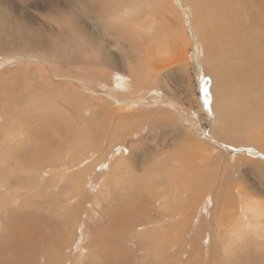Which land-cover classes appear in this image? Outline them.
<instances>
[{"label": "bare ground", "instance_id": "6f19581e", "mask_svg": "<svg viewBox=\"0 0 264 264\" xmlns=\"http://www.w3.org/2000/svg\"><path fill=\"white\" fill-rule=\"evenodd\" d=\"M171 1L172 0H37L35 2L28 0L31 7L38 10L36 13L38 14L37 17L39 19H37L36 14L30 17H26L22 12L16 15L14 13L12 14L9 12V9H5L6 6H2V1L0 0V28L3 29L2 32H6L5 34L0 32V73L2 71L3 74L6 72L8 73L7 75L0 74V104H3V107H0V135L2 137L0 139V196L2 193L4 196H9V199H4L3 202L1 201L0 219L1 216L11 207L9 206V202L14 201L15 203L16 200V196L14 195L15 197L13 199L12 192L7 188L10 187V182L8 181V183H5L3 181L4 174H7L6 166L9 169V178H11L18 170H21L19 172L30 174L27 176L28 178L26 177V180L30 184L29 188H31V190L36 184L42 185L48 174L50 175V179L55 181V184L53 185L59 186L63 183L65 184V182L68 183L69 185L67 186V189L62 187L64 189L62 190L61 195L66 203V200H70L71 197V199L77 197L78 193H81L83 196L86 194V187L87 185H90H86V181L89 179L88 182L92 181V184H94L93 187L98 185L97 189L103 188L104 191L101 196L97 195L98 197L92 200L91 207L94 209V212H97V210L100 211V208H103L102 204L104 202L108 207L110 206L109 201L114 197L113 192L117 187L122 189V192H125V194H123L125 199L127 197V199L131 200L132 196V200L135 201L136 198H139L138 193L142 192V189H139L141 185L143 186L145 183L150 185L153 182L156 186V183L153 181V178L155 179V173L160 181L162 176L167 177V179L171 177V182L178 188V197L176 201L181 200L185 204L182 207V209H184L183 212L181 211V214L177 218L174 217L177 212L170 207V209H172L169 213L171 217L168 220L160 219L163 213L159 211H156L158 213L156 217H150L148 216L150 213H144V218L149 219V221L145 220L146 222L142 223L140 226H145V228L143 227L144 229L157 231L159 235L155 236V234L153 239L154 241L159 240V243L163 248L174 249V255H177L180 251L183 253V250L185 249L184 247L189 238L187 237L188 233L192 230V226L196 220V213L200 206L207 201V198V207L215 208L214 210H208V215L211 213V216L209 217L210 226H212L213 223L212 216L213 218H219L221 209L224 212L221 219L215 224L214 228H212V231L222 244L226 255L230 254L233 258L239 248L247 250L252 243V239L256 243L260 242L264 244V203L261 201L262 199L259 200L249 196L253 193V188H251L252 186L250 187L247 182H244L243 184L242 180H244V178H241L239 170L240 163L235 162L236 165L234 167H232V165L229 166V161L225 160L226 152L220 149L223 143L228 146V149L234 151V155H236L234 157L238 156L239 159L245 158L248 163L250 162L249 164L253 163V165L256 164L261 169H264L263 163H260L257 160H252L247 156H239V154L243 153L249 155L248 152H250L252 154H257L256 156L264 159V153L256 150L260 149L264 151V130L261 129V125L254 126L253 123V114L257 111L255 106L260 96L254 95L253 88L251 87V81H253V77L255 76L243 78L242 73H239L241 71L233 70L235 73L234 75L238 76V84L235 86L238 90H231L225 79L227 75L224 77L221 70L227 61L225 62V58V60L221 59V57L225 56H221L220 54V49L224 53L226 52L223 47L227 43V34H229L228 32H230V30L233 29L235 34L233 36L229 35V43L234 41L235 37L241 36L239 32L240 29H242V32L245 30L247 33H253V26L259 29V24L264 25V21L261 17L264 10L263 1L238 0L237 4H235L234 2L231 3L230 0H175V5ZM217 1L218 3L220 2V5L217 4ZM6 3L7 2H5V4ZM215 4L217 5L213 8V5ZM177 6H179V8H177ZM158 16L165 20L167 19L170 28H165V23L163 21V27L161 28V26H158ZM88 21H93L94 24H88ZM245 21L246 24L244 23ZM248 21L251 23L253 22V25H248ZM90 25L93 26V28L101 26V32L99 31V33L102 35V40L104 39L109 43L117 42L122 45L125 42H129V44H134L136 46L137 43H139L138 38L141 36V32L144 31L143 33L149 35L154 42L156 50L151 51V47L149 51V48L146 47V42L144 43L145 45L142 43L138 44V50L140 49L141 54H143V60H141L144 62L143 65H134L132 63L133 60L128 56V53H131L130 48V52L124 51L126 59L122 66L123 70L120 69L122 72L126 73V75H123V73L119 71V68L115 66L117 65L115 55L113 57L109 51L105 50L107 49L105 47L106 45L103 44L100 37L94 36V33L91 30L88 32L87 27ZM158 27L161 29L159 30ZM220 30H223V32L221 33ZM246 32L245 34L247 35ZM109 35H111V39H109L110 37L107 38ZM221 35L226 36H224L222 40H218V37ZM3 36L11 37L14 42L13 46L2 40ZM253 36L255 35L253 34ZM46 39L50 41V45L54 46L51 52L48 50V47V49L42 50L35 47V45L46 44L48 42L45 43ZM95 42L99 44L98 51L95 50ZM247 43L249 47L256 45V41H253L252 44L251 41L248 40ZM17 44H25V46H15ZM243 44L244 40H242V38L240 45H232L230 43V45L234 47L235 55L238 54L236 47L243 48ZM192 45H195L198 49L200 68L198 76V89L200 96L195 102L197 106H200L201 110L204 111V115L202 114L203 116H206L210 120L212 118L215 128V130L211 129L209 139L202 138L201 135L198 137L197 141L203 147L206 154V161L208 163L205 164H207L206 167L209 169V178H201L197 171L189 173L188 177L197 174V177L201 179L196 183V186L194 185V190H190L188 180L184 178L182 173L183 169H181V165L175 160V157H168V153L166 156L164 151L159 150V154L158 152H154V161L149 162L152 163V166L150 164L149 166L147 165L146 174H148L149 177L146 178V180L143 179V173L138 172L129 164V159L128 162H126V158H132L134 151L131 150V148L124 147L125 142L119 141L111 143L110 145L108 144L106 147L108 148L107 150L110 151V154L104 158V160L98 158V153L104 152L101 150L102 148H100L101 144H103V140L94 139L93 142L92 138L89 139V137L90 134L98 132L101 129V121H96L94 129L90 131L86 126H83L82 128L79 125L76 126L69 118L59 114L60 112H67V110L60 108L59 106H47L42 100L38 99L37 94L32 91L34 83L30 78V72L32 65L35 63L33 67V77L36 79L37 87L51 95L49 100H54L58 97H67L68 93L75 94L80 100L79 104L81 110L78 107H75V110L79 112L83 109L89 112L97 111L96 103L103 101L108 105L109 112L107 116L102 114V117L105 118L107 122L106 129L98 133L101 136H105L106 140H108L113 133L118 131H122V133H125L126 131L129 135L130 131L127 127L134 124L135 121L120 122L118 126L113 128L109 124L108 117L112 120L115 118L120 120L126 116L127 110H135L138 107L147 108L150 104H154L155 101L162 103L165 98L161 100V98L158 97L159 95L156 94L157 90H161V88L156 85L151 87L146 86L153 84L159 78L161 71L165 73V68L170 67L171 69V67L175 66L179 71L182 70L184 74H188L186 70L187 63L189 62L188 59L190 57L188 48ZM135 46H130L132 47V52L134 48L136 49ZM126 47L127 46H123V48ZM102 49L105 54H103V51L101 52ZM136 50L134 52H136ZM246 52L247 50L244 49L241 54L244 55ZM256 53L258 54L260 51ZM132 54L133 53H131V55ZM101 57H104L105 59ZM212 58H214L213 62L211 61ZM25 59H32L27 66L20 63ZM253 59H256L254 54ZM210 61L211 64H209ZM205 64H207L206 67ZM230 65L233 67V64ZM102 67L106 69V72ZM168 71L170 70L168 69ZM105 85L110 89L109 91L99 89V87H105ZM189 87L191 86L189 85ZM205 89L208 90L207 95L205 94ZM214 89L217 93V97L214 95ZM163 94L164 93H162L161 96H164ZM192 94L193 92H190V95ZM206 99L210 101L207 105L205 104ZM247 102L250 103L249 110L245 109ZM252 104L253 110L251 109ZM173 106L177 108L175 104ZM155 109L156 111H154V109H151V111L155 112L156 120H159L160 118L157 117L158 111L160 113V111L164 109L161 105L155 107ZM260 112H262V110ZM165 113L169 114L170 109ZM166 114L163 115V118L167 117ZM247 116L249 118H246ZM34 117H36V121L42 120L41 122L44 124V127L35 129V126L33 125ZM50 117H52L51 119L53 120H57L58 123L62 122L64 124L63 128H65L66 131L70 128H75L77 138L72 137L64 143V147L60 146L62 147L60 148L62 151L59 153H54L56 149H58L56 146H50V143L53 145V141H56V138H54L56 130H51L49 126L46 127L45 122H48ZM64 120L68 122V125ZM27 121L32 124L27 123ZM256 122H258V120ZM262 125L264 127V123H262ZM246 132L248 134L245 136L244 134ZM67 134L69 135L68 131ZM62 137L63 136L58 137L60 142H62ZM31 138L34 139L29 146L24 147V150L29 149V147L34 145H36V147L30 155L25 151L24 152L27 156H32V154H35V156L32 158V161L29 162L27 161L28 157H25L26 154L21 151L22 153L16 157H19L22 161L18 162V159L16 158V165L14 167L10 161L11 153H9V150L12 146H18L17 148L21 150L23 148L22 142L28 141ZM125 152L128 154H125ZM42 153H44L45 160L39 158V155ZM50 154L52 155L49 156ZM235 159L237 160V158ZM196 163L198 164V161ZM210 163H213L214 165H210ZM212 166L215 167V170L217 169V173H214L215 170L211 169ZM98 167H102V172L96 170ZM204 167L205 166L203 165V169ZM229 168L234 169L228 172L227 170ZM34 170H36L38 176L34 174L35 172L33 173ZM258 171H260V169ZM32 173L34 176H32ZM96 173L101 174V179L102 176L105 175L100 183L99 181H95L94 175ZM262 175L264 181V172ZM224 179H229V182L226 183L227 181L225 180L218 190L217 188L220 181H223ZM108 180L109 184L104 188ZM204 184L207 185L206 188L203 187ZM212 186L213 191L211 190ZM214 186L216 187L214 188ZM2 187H4V189ZM1 188L8 193L3 192ZM201 188H205L206 190L201 192ZM19 192L21 191L19 190ZM93 193L95 192L93 191ZM164 193H166V191ZM236 196H240L238 205L234 200ZM20 197L27 198L24 194H21ZM231 198L233 200H231ZM81 199L82 196L81 198H78L77 202L82 204ZM114 199L118 202L119 198L114 197ZM166 201L169 200L162 198L160 206ZM41 203L38 204L41 205ZM137 204L140 206L135 207ZM130 205H133L134 208ZM143 205V200L139 198L132 204L122 201L112 208V220L107 224V228L110 229L108 238L109 248L111 246V239L113 237L118 238V235L130 224L132 218H140L142 216L143 213H140V211L145 210L142 207ZM16 206L17 205H15V207ZM60 206L61 205L58 206V211L61 215L65 210L61 209L62 207ZM20 208L26 209V207L23 206ZM176 208H180L179 205ZM104 214H107V212L103 209L102 213L98 216H103ZM166 215L168 214H163L165 217ZM183 216L184 218H182ZM186 216L189 217L186 218ZM66 219L67 222H71L69 216H67ZM2 222L3 221L0 220V229L2 227L3 229H6L5 226H2ZM121 222H125L124 227H121ZM171 224H176V227L178 228H172ZM34 227H36L35 229L38 228L37 226ZM67 228L64 229L68 230ZM1 231L2 229L0 230V238ZM7 231H9L8 227ZM139 232L142 233V230ZM137 234L139 233L137 232ZM198 234H201L200 231H198ZM18 236L14 237L19 238ZM25 236L27 237V234ZM201 236L202 235L190 238L189 247H192V249L187 258L189 259L191 255H195V260L198 264L201 261L203 262L201 254L199 250L196 251L194 249V244L191 243H195L199 237L201 240L207 239L206 237ZM210 236L208 235V237ZM81 237L83 240L77 242L76 245L78 247V255L75 260L72 259V255L69 252L72 251V249L69 248L67 249L69 250L67 253L70 254H64L62 252L61 254L59 253L60 256L56 258V255L54 254L56 260L53 264H76L79 262L92 264L93 261L91 260L90 255L96 254L94 251L92 254V252L82 244V241L87 242L89 240L86 235L82 234ZM28 238L30 242L35 240V237L33 238L30 234ZM21 239L22 238H20V240ZM61 239L51 236L48 241V243L51 244V247L49 248L56 251L58 245L69 244V242L73 240V236L69 231L63 234ZM141 239L143 238L141 237ZM5 240H7V237ZM75 240L76 238L74 241ZM20 243L22 245V242ZM36 243H38V241ZM168 244L170 246H168ZM17 245L20 244L18 243ZM17 245L15 246L16 248L18 247ZM29 245H31V243H29ZM262 248L263 247H261V251H263ZM44 249L45 251L48 250L47 248ZM116 249L117 245L112 246V251H115ZM17 250L18 249H16V251ZM40 250H42L41 247L37 252ZM14 253L16 254L15 251ZM11 255L13 256V254ZM40 256H42V254ZM48 256L46 255V257ZM46 260L48 261V258Z\"/></svg>", "mask_w": 264, "mask_h": 264}, {"label": "rangeland", "instance_id": "374dc122", "mask_svg": "<svg viewBox=\"0 0 264 264\" xmlns=\"http://www.w3.org/2000/svg\"><path fill=\"white\" fill-rule=\"evenodd\" d=\"M1 1H2V6L3 7L6 6L5 9L6 10L9 9V12H11L12 14L14 13L16 15V14H19L22 12L26 17L33 16L34 14H36V17L38 16V14L36 13V12H38V10L36 8L31 7V4H29L28 0H1ZM32 1L36 2L37 0H32ZM38 1H40V0H38ZM262 1H263V6H264V0H262ZM5 2H7V3L5 4ZM171 2H173V4H174L175 0L174 1L172 0ZM230 2L231 3L234 2L235 4H237L238 0H230ZM217 4L220 5V2L218 3V1H217ZM217 4L213 5V8L216 7ZM177 8H179V6H177ZM12 10H13V12H12ZM177 10H180V9H177ZM261 15H262L261 16L262 20L264 21V10H263ZM158 18H159L157 20V22L159 23L158 26H161V28H162L163 27L162 21H163L165 23L164 27L170 28L169 24L167 23V19L165 20L163 18H160L159 16H158ZM37 19H39V18L37 17ZM257 22H259V21H257ZM87 23L88 24L92 23V25L94 24L93 21L92 22L88 21ZM244 23L246 24V21ZM247 24L253 25V22L251 23L248 21ZM262 25L261 24L258 25L259 29L255 28L253 26V33H247L245 30H243V32H242V29L239 30L241 36L235 37L234 41H232L233 43L230 42L232 45H235V44L240 45L241 38H242V40H244L243 48L235 46L236 50H238L237 55L234 54V49H233L234 47H232V45H230V43L228 42V38L231 35L233 36L235 34L233 29L230 30V32H228L229 34H227L228 35L227 36V43L223 47V49L226 52L224 53L220 49V51H221L220 54H221V56H223V55L225 56V57H221V59H223V60L226 59L225 62L227 61L224 64V67H223L224 70L223 69H221V70H222V74L224 75V77H225V75H227L225 77V79H226L227 83L229 84L231 90L232 89L234 91L238 90L235 87V86H237L236 84H238V76L234 75L235 74L234 71H241L239 73H242L243 78L255 76V77H253V81H251V87L253 88V94L256 96H259V95L260 96H259L257 104L255 106V109L257 111L253 114V119H254L253 123H254V126L255 125L256 126L261 125V129L264 130V127L262 125V123H264V25L263 26ZM161 28H159V30ZM2 30L3 29L0 28V32L2 34H5L6 32L5 31L2 32ZM87 30H88V32H90V30H91L94 33V36L100 37L101 41H103V44L106 45L105 47L107 49H105V48L104 49L109 51V53H111L113 57L115 55L116 64H117L115 66L117 68H119L120 72H122L121 70H123L122 66L124 65L125 59H126L124 51H128V52L131 51V53H133L132 55H134V56H132L131 53H128V56L131 60H133L132 63L134 65H143L144 62L141 61V60H143V58H142L143 54H141L140 49L138 50V48H139L138 44H141V43L144 44L146 42L145 44H146V47L149 48V51H150L151 47H152L151 51L156 50L154 47V45H155L154 42L152 41V39L150 38L149 35L143 33L144 31L141 32V36L138 38L139 43H137V45L135 46L134 44H129V42H127L129 45L126 42H125L126 44L124 43L122 45V44H118L117 42H114V43L110 42L109 43L108 41H106L104 39L102 40V35L99 33V31L101 32V26H99V27L96 26V28H93V26L90 25L89 27H87ZM220 31H221V33L223 32V30H220ZM245 32L247 33V35L245 34ZM29 34H31V33H29ZM253 34L256 37L253 36ZM110 36L111 35H109L107 38H109ZM224 36H226V35L219 36L218 40H220V39L222 40V38H224ZM254 37H255V39H254ZM109 39H111V37ZM2 40H4L7 44L10 43V45H12V46L14 44L11 37L3 36ZM248 40H250L252 44H253V41H256V45H252V47H249L248 43H247ZM45 43L46 44H43V45H37V46L35 45V47L40 48L41 50L49 48L48 50L51 52L52 49L54 48V46L50 45V41L47 39L45 40ZM147 43H148V45H147ZM98 45L99 44L97 42L94 43L95 50H97V51H98ZM131 45H132V47L133 46L136 47L137 50L134 48L136 50V52H134L135 51L134 49L132 52V47H130ZM15 46L24 47L25 44H17ZM123 46L124 47L127 46L128 48L127 47L123 48ZM246 46H248V47L245 48ZM248 48H249V50H248ZM244 49H246L247 52L244 55H242L241 53L244 51ZM227 50H230V51H227ZM102 51L104 52L103 49L101 50V52ZM188 51L190 54V57L188 59L189 64L187 63V69H186L188 74H184L182 72V70L179 71V69H177L175 66H173L174 68L171 67V69H170V67L165 68V70H164L165 73H163V71H161L159 78L153 84L146 86V87H151V86L156 85L157 87L161 88V90H159V89L157 90L156 94L159 95L158 97H160L161 100H163L165 98L162 101V103H158L157 101H155L154 104H150L149 107H147V108L146 107H138L135 110L134 109L127 110L126 116L120 120H118L116 118L114 120H112L108 117L109 124L113 128L118 126L120 124V122L135 121L134 124H131L130 126L127 127V129H129V131H130L129 135L126 133V131H125V133H122V131H118V132L113 133L109 137V139L106 140L105 136H101L98 133V132H101L104 129H106L107 122H106L105 118L102 117V114H105L107 116V114L109 112L108 105L103 101H100L98 103L95 102L96 106H97V111L89 112V111H86L85 109H83L81 112H79V111L75 110V107H78L81 110V106L79 104L80 100L75 94H69L68 93L67 97H64V98L58 97V98H55L54 100H49L51 95L45 93L43 90H41L39 87H37L36 79L33 77V67H34L35 63L32 65V69L30 72V78L34 83V88L32 89V91L34 93H36L38 99L42 100L47 106L48 105H51L52 107L59 106L60 108H64L65 110H67V112H60L59 114L69 118L70 121L76 126L79 125L81 128L83 126H86L90 131V130L94 129L96 121H101V129L98 132H94L93 134H90V137H89V139L92 138L93 142H94V139H102L103 140V144H101L100 148H102L101 150L104 152H99L98 158H102L104 160V158H106L110 154V151H108L107 150L108 148L106 147L108 144L110 145L111 143H116L119 141L125 142L124 147L131 148V150L134 151V153H133L134 155L132 156V158H126V162H128V159H129V164L133 168H135L138 172L143 173V177H144L143 179L146 180V178L149 177V175L146 174V170H147V167L149 166V164L152 166V163H149V162L154 161V156H155L154 152H158V154H159L160 151H164L166 156L168 153V155H169L168 157H170V156L175 157V160L178 161V163L181 165V169H183L182 173H183L184 178L188 180L190 190H194L196 183L198 181H200L201 179L197 177V174L190 175L188 177L189 173L197 171L198 174L201 176V178L202 177L203 178L206 177L207 179L209 178V175H208L209 169L206 167L207 164H205V163H208L206 161V156H205L206 154H205V151L203 150V147L197 141L198 137L201 135L202 138L209 139L211 129L215 130V128L213 125L212 118L210 120L206 116H203L204 111H202L200 106L198 107L196 102H195V100H197V98L200 96L199 89H198V76H199V70H200L199 61H198V49L195 45H192L191 47L188 48ZM255 51L256 52L260 51V53L257 54ZM194 53H195V55H194ZM103 54H105V52ZM135 54H136V56H135ZM229 54H231L232 56ZM253 54L255 55L256 59H253ZM97 55H98V53H97ZM194 56H196V57H194ZM244 56H245V59H244ZM101 58L105 59L106 56H105V58L104 57H101ZM30 60H32V59H25V60H23V62H20V63H23L24 66H27V64H29ZM211 61L213 62L214 58H212ZM211 61L209 64H211ZM230 61H231V63H230ZM226 64H228V65H226ZM230 64H233V67ZM206 65L207 64H205V67H206ZM102 69L104 71L106 70L104 67H102ZM168 69L170 71H168ZM2 72L0 73L1 75H7L8 74L7 72L5 74H3ZM122 73H123V75L124 74L126 75V73H124V72H122ZM254 73H256V74H254ZM244 75H246V76H244ZM215 81H216V78H215ZM189 85L191 87H189ZM99 89L107 90V91L110 90L108 87H106V85H105V87L104 86L99 87ZM190 92H193V94H192L193 96L190 95ZM162 93H164L163 94L164 96H161ZM214 95H215V97H217V93H216L215 89H214ZM173 100L175 101V103ZM173 103L176 105L177 108H175L173 106L174 105ZM2 105L3 104H0L1 108L3 107ZM159 105H161L164 110L160 111V113L158 111L157 117H159L160 119L156 120V114H155V112H152L151 109H154V111H156L155 107H157ZM249 108H250V103L247 102L245 109L249 110ZM169 109H170V113L166 114L165 112L169 111ZM251 109L253 110V104L251 105ZM261 110H262V112H260ZM165 114L167 115L168 118L167 117L163 118V115H165ZM51 118L52 117H50L48 122L47 121L45 122L46 127L49 126V128L51 130H56L55 137H54V138H56V141H53V145L50 143V146H56L58 149H56V151L54 153H57V152L59 153L62 151V149H60V148L65 146L64 143H66L72 137L77 138V136L75 134V128L68 129L67 130L69 132V135H68L66 129L63 128L64 124L62 122L58 123L57 120H53ZM246 118H249V117L247 116ZM36 120H37L36 117H34L33 125L35 126V129H39L40 127H44V124L41 122L42 120L41 121H36ZM51 120L55 121V122H52ZM257 120H258V122H256ZM191 122H193V123H191ZM27 123L32 124L29 121H27ZM65 123L68 125L67 121H65ZM247 134L248 133L246 132L244 135L246 136ZM192 135H193V137H192ZM60 136H63L62 142H60L58 139V137H60ZM1 138L2 137L0 135V139ZM33 139L34 138H31L28 141H23L22 142L23 148L21 150L17 148L18 146L13 147L11 145L12 148L9 150V153H11L10 161L12 162L11 164L14 165V167L16 165L15 164L16 158L18 159V162L22 161V159H20L19 157H16V156H18L22 152L24 154L28 153V155H30L33 152L36 145L29 147V149L24 150V147L29 146ZM117 139H120V140H117ZM45 142H46V140H45ZM176 144H177V146H176ZM60 146H62V147H60ZM165 147H167V148H165ZM191 149H192V151H191ZM220 149L222 151L226 152L225 153L226 154L225 160L229 161V163H230L229 166L232 165V167H234L236 165V163H238V162L240 163V169L239 170H240L241 178L242 177L244 178V180H242L243 184H244V182H247L248 185H250V187L252 186L251 188H253V193H251L249 196L251 198H257L259 200L262 199L261 201L264 203V181L262 179L263 178L262 173L264 172V169H261L256 164H254V165H253V163L249 164L250 162L248 163L245 158L239 159L238 156L234 157V156H236V155H234L235 154L234 151L231 149H228V146L223 144V143H222V147H220ZM167 150H169V151H167ZM256 150L264 153V151H262L260 149H256ZM106 151H108V152H106ZM126 152H125V154H128ZM248 154L249 155L243 153V154H239V156H247L248 158H250L252 160H257L260 163L264 164V159H261L260 157L256 156L257 154H252L250 152H248ZM51 155L52 154H50L49 156H51ZM34 156H35V154H32V156H27V154L25 155L26 158L28 157L27 161H29V162L32 161V158ZM144 157H147V158H144ZM39 158L41 160H45L44 153L40 154ZM192 158H193V161H192ZM235 158H237V160ZM241 160H243V161H241ZM197 161H198V164L196 163ZM202 163L205 166L204 169H203ZM196 164H197V166H196ZM210 165H214V164L210 163ZM213 167L214 166H212L211 169L215 170V167L214 168ZM255 167H257L258 169ZM101 169H102V167L101 168L98 167L96 170L99 172H102ZM199 169H201V170H199ZM233 169L234 168H229L227 171L229 172V171H232ZM259 169L261 172L258 171ZM8 170L9 169L6 166V173L7 174H4V176L7 178H5L3 176V179H4L3 181L5 183H8V181L10 182V185H9L10 187H7V188L9 189V191L12 192L11 194L13 196V199L16 196V200H15V203H14V201H10L9 202L10 205L8 203V205L11 207L7 210V212L5 214H3L1 216V219H0L3 221L2 226L6 227V229H3V227L1 228L2 231H1V238H0V244H1L0 245V260H1L0 264H45L48 261L49 262L47 264H49V263L53 264V262L56 260L55 258L60 256V254L62 252L64 254H70L71 253L72 259L75 260L77 258V255H78L77 254L78 253V250H77L78 247L76 245H77V242H81V240H83L81 237L82 234H85L86 237L89 239L87 242L82 241V244L84 246H86L87 249L90 250V252H92V254H93V251L96 254V255H90V258L93 261L92 264H94V263L95 264H100V263L101 264H198V262H196V260H195V255H191V257L189 259H187V258L189 256L191 249H192V247H189V244H190L189 241L191 240L190 238H193V237L199 236V235H202L201 237L207 238L206 240H204V239L201 240V238L199 237V239L195 243H191V244H194V246H193L194 249L196 251L199 250V252L201 254L203 262L201 261V262H199V264H264V249H263L264 244L260 243V242L256 243L253 239L251 240L252 243L250 242L251 243L250 247H248L249 250L248 249L243 250L242 248H239L236 251L238 254L235 253V256H233V258L231 257L230 254L226 255L224 253L222 244L218 240L217 236L215 237V235L213 234V231H212V228H214L215 224L221 219L224 212L221 209L219 218H213V216H212L213 223H212V226H210L209 217L211 216V213H209V215H208V210L209 209L214 210L215 208L214 207H211V208L207 207L208 198L206 199L207 201L204 202L200 206V208L198 209V211L196 213V220L194 223L195 226L194 225L192 226V230L189 229L191 232L189 231V233H188L187 237H189V238H188V241L186 242V245L184 247L185 249L183 250V253H181V251H180L177 255H174V253H173L174 249H172V248L165 249L166 247L163 248V246L159 243V240L154 241V239H153L154 235L156 234L155 236H157V235H159V233L157 231L144 229L145 226H140V225H142V223L149 221V219L144 218V213H150L148 216L156 217L158 215L157 212L159 211L163 214H168V215H166V217L163 216V214H162L161 215L162 217H160V219L168 220L171 217L169 213L172 209H175V211L177 212L176 216H174L176 218L181 214V211L183 212V210H184V209H182V207L185 205L183 203V201H181V200L176 201L177 197H178V194H177L178 188L176 187V185L174 183L171 182V177L167 179V177L162 176V179L160 181L156 177L157 174L154 173L155 179L153 177L152 178H153V181L156 183V186L152 182L150 185L145 183L143 186L141 185L139 187V189H142V192L138 193L139 198H141L143 200L144 205L142 207L145 210L140 211V209H139L140 213H143L142 216L140 218H132L130 224L124 228L123 232H121L118 235V238L113 237L111 239V246L109 248L108 247V238H109V234H110L109 233L110 229L107 228L108 227L107 224H108V222H110L112 220V208L114 206H116L118 203H121L122 201L132 204V203L136 202L139 198H136L135 201L132 200V196H131V200L127 199V197L125 199V197L123 195V194H125V192H122V189L117 187L115 189V191L113 192V195H114V197L119 198L118 202L113 197L109 201V204H110L109 207L104 202L103 204L101 203L103 205V208H100V211L97 210V212L96 211L94 212V209L91 207V203L93 202L92 200H94V198H96L98 196H101L104 193V191H103V188L97 189L98 185L93 187L94 184H92V181L88 182L89 179H87V181H86V185L90 184V185H87V187H86V191H87L86 194L83 196V195H81V193H78L77 197H75L73 199H71L72 198L71 197L70 200L69 199L66 200L67 201V203H66L65 199L61 195H62V190L64 188L65 189L68 188L67 187L69 185L68 183L65 182V184L63 183L59 186L53 185V184H55V181L51 180L50 175L48 174V175H46V178L44 179L45 181H44V183H42V185L36 184L31 190V188H29L30 184L26 180L28 178L27 176L30 174L19 172L21 170H18V171H16L15 174H13L14 176L12 175V177L9 178V174H8L9 171ZM262 170H263V172H262ZM33 173L37 175L36 170H34ZM33 173H32V176H34ZM201 173H203V174H201ZM214 173H217V169L215 170ZM256 174H258L259 176ZM21 176H23V177H21ZM104 176L105 175L102 176V179L104 178ZM23 178H24V180H23ZM94 178H95V181H99V183L102 180L101 174H98V173H96L94 175ZM156 179H157V181H156ZM225 180L227 181L226 183L229 182V179H224L223 181L221 180L219 183V186L217 188L218 190L220 189L221 184H223L225 182ZM22 182H23V184H22ZM26 182H27V184H26ZM207 183H209V182H207ZM108 184H109V180L107 181L104 188H106L108 186ZM47 185H49V186H47ZM147 185H148V188H147ZM256 185H257V187H256ZM206 186L207 185H205V184L203 185V187H205V188H206ZM62 187H64V188H62ZM215 187L216 186H214V188ZM2 188L4 189V187H2ZM205 188L204 189L201 188V192L203 190H206ZM143 189H144V191H143ZM19 190L21 192H19ZM211 190L213 191V186L211 187ZM93 191L95 193H93ZM165 191H166V193H164ZM3 192L8 193L7 191H4V190H3ZM186 192H187V190H186ZM20 193L27 196V198L26 197L21 198ZM172 194H173V196H172ZM142 195H143V197H142ZM154 195H156V196H154ZM3 196H4V194L2 193L0 196V208H1V203L4 201V199L5 200L9 199V196H7V195L4 197ZM17 196H19V197H17ZM81 196H82V199H81L82 204L80 202H77L78 198H81ZM23 198H26V199H23ZM151 198H153V199H151ZM162 198L167 199L169 201H166L162 206H160V204L162 203ZM27 199H28V202H27ZM231 200H233V199L231 198ZM234 200L236 201V203L238 205L239 204L238 201L240 200V196H236ZM12 202L14 203V205ZM17 202H18V204H17ZM34 202H36V203H34ZM38 203H41V205H39ZM35 204H38V205H35ZM145 204H147V205H145ZM15 205H17V206L15 207ZM59 205H61L60 206V207H62L61 209L65 210V212L63 214L61 213V215L59 214V211H58ZM133 205H130V206L134 208ZM178 205L180 208H176ZM21 206L26 207V209L20 208ZM29 206H30V208H29ZM137 206H140V205H138V204L135 205V207H137ZM170 207H172V209H170ZM103 209L105 210V212H107V214H104L103 216H98L100 213H102ZM213 210H212V212H213ZM193 211H194V209H193ZM0 213H1V210H0ZM67 216H69L71 218V222L70 221L67 222V219H66ZM188 217L189 216H186V218H188ZM182 218H184V216ZM184 222H185V220H184ZM171 225H172V228H178V227H176L177 226L176 224H171ZM173 225H174V227H173ZM34 226H37L38 228L35 229L36 227H34ZM66 226L67 227L69 226L70 230H69V227L67 228ZM71 226H73V227H71ZM122 226L123 227L125 226V222H121V227ZM7 227H8L9 231H7ZM137 227L141 228V229H138ZM64 228H67L68 230H65ZM71 228H73V229H71ZM141 230H142V233L139 232ZM30 231H32V232H30ZM69 231H70L71 235L73 236V240L70 241L69 244H64V245L60 244V246L58 245L56 251L54 249L51 250V248H49V247H51L50 246L51 244H49L48 241L50 240L51 236H55V237H58L59 239H61L62 235L69 232ZM198 231H200L201 234H198ZM24 232L27 234V237L25 236L26 234ZM137 232L140 235L137 234ZM29 234L33 238L35 237V240L32 239L34 243L32 241L30 242V240H28ZM190 234H191V236H190ZM208 235L209 236L211 235L210 236L211 238L208 237ZM14 236H18L19 238L14 237ZM6 237H7V240H5ZM141 237L143 239H141ZM20 238H22L23 241H22V239L20 240ZM75 238H76V240L74 241ZM17 239L19 240V242ZM45 239L47 240V242ZM208 239H211V240H208ZM36 240L38 241V243H36L37 242ZM105 241H107V242H105ZM20 242H22V245ZM28 242L31 243V245H29ZM43 242H45V243H43ZM101 242H102V245H101ZM18 243L20 245H17ZM259 244L262 246H260ZM16 245L18 246L17 248L15 247ZM114 245H117V249L115 251H112V246H114ZM168 246H170V245L168 244ZM186 246H187V249H186ZM32 247H35V248H32ZM40 247L42 250L44 248H47V249L49 248L48 250H51V251H48V250L45 251V249H44L43 250L44 253L42 252V250L37 252V250H39ZM261 247H263L262 248L263 251H261ZM69 248H71L72 251L67 250ZM16 249H18L17 250L18 252L16 251ZM14 251L16 252V254L14 253ZM68 251L70 253H67ZM244 251H246V252H244ZM47 252H51V253H47ZM10 253L13 254V256ZM29 253H31V254H29ZM41 254H42V256H40ZM46 255L47 256L49 255V256L46 257ZM54 256H55V258H54ZM47 258H48V261L46 260ZM40 260H41V262H40ZM43 260H44V262H43ZM5 261H6V263H5ZM66 264H69V263H66ZM76 264H84V263L79 262Z\"/></svg>", "mask_w": 264, "mask_h": 264}, {"label": "snow or ice", "instance_id": "6c2138e0", "mask_svg": "<svg viewBox=\"0 0 264 264\" xmlns=\"http://www.w3.org/2000/svg\"><path fill=\"white\" fill-rule=\"evenodd\" d=\"M207 91H208V90L205 89V94H206V95H207ZM209 103H210V101L206 99V100H205V104L207 105V104H209ZM209 110H210V109H209Z\"/></svg>", "mask_w": 264, "mask_h": 264}]
</instances>
